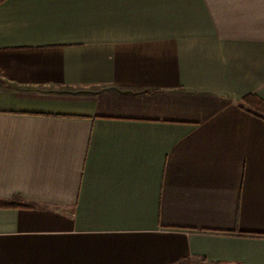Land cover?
<instances>
[{
    "label": "crops",
    "instance_id": "obj_1",
    "mask_svg": "<svg viewBox=\"0 0 264 264\" xmlns=\"http://www.w3.org/2000/svg\"><path fill=\"white\" fill-rule=\"evenodd\" d=\"M248 96L264 0L4 1L0 264H264Z\"/></svg>",
    "mask_w": 264,
    "mask_h": 264
},
{
    "label": "trees",
    "instance_id": "obj_2",
    "mask_svg": "<svg viewBox=\"0 0 264 264\" xmlns=\"http://www.w3.org/2000/svg\"><path fill=\"white\" fill-rule=\"evenodd\" d=\"M4 1L6 0H0V4H2ZM242 108L250 112L252 115L260 117L264 120V102L258 99L257 97H245L242 100ZM6 206H9V204Z\"/></svg>",
    "mask_w": 264,
    "mask_h": 264
}]
</instances>
